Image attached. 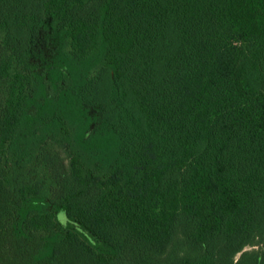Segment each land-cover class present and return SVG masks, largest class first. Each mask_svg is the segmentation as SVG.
Here are the masks:
<instances>
[{
	"label": "trees",
	"instance_id": "obj_1",
	"mask_svg": "<svg viewBox=\"0 0 264 264\" xmlns=\"http://www.w3.org/2000/svg\"><path fill=\"white\" fill-rule=\"evenodd\" d=\"M0 264H264V0H0Z\"/></svg>",
	"mask_w": 264,
	"mask_h": 264
},
{
	"label": "rangeland",
	"instance_id": "obj_2",
	"mask_svg": "<svg viewBox=\"0 0 264 264\" xmlns=\"http://www.w3.org/2000/svg\"><path fill=\"white\" fill-rule=\"evenodd\" d=\"M57 218L62 225H67L69 222L68 215L65 210H61L57 213Z\"/></svg>",
	"mask_w": 264,
	"mask_h": 264
}]
</instances>
